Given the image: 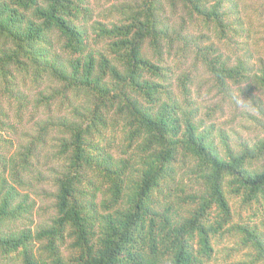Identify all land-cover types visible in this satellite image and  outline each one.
Returning a JSON list of instances; mask_svg holds the SVG:
<instances>
[{
  "label": "trees",
  "instance_id": "1",
  "mask_svg": "<svg viewBox=\"0 0 264 264\" xmlns=\"http://www.w3.org/2000/svg\"><path fill=\"white\" fill-rule=\"evenodd\" d=\"M167 1L186 10L183 30L163 24L160 0L98 12L91 0H0V129L14 127L10 112L22 113L43 79L61 83L33 101L55 103L57 114L13 153L0 149V264H264V219L255 221L264 135L236 143L200 119L191 72L169 75L168 62L169 44L188 46L190 66L210 76L207 92L230 105L242 92L235 85L262 89L264 65L248 62V45L264 0ZM249 106L264 115L257 95ZM246 108L244 122H260ZM54 128L45 153L57 166L42 177ZM25 175L50 181L44 207Z\"/></svg>",
  "mask_w": 264,
  "mask_h": 264
},
{
  "label": "rangeland",
  "instance_id": "2",
  "mask_svg": "<svg viewBox=\"0 0 264 264\" xmlns=\"http://www.w3.org/2000/svg\"><path fill=\"white\" fill-rule=\"evenodd\" d=\"M120 0H91V5L93 8H95L96 12L101 11L102 8L108 7L110 4L115 3L117 4ZM162 2V8H160V17L163 21V24L165 25H176L178 27H175L176 29H182L183 30V19L187 20V14L186 10L181 7V5H176L175 7L172 6L169 1L167 0H160ZM175 8V10L173 9ZM253 13H248V15H251ZM245 19V18H244ZM257 24V23H256ZM255 24V25H256ZM258 30V33L256 35L257 37V43L256 44H249L248 48L253 49L256 51L253 52L252 59H250L248 62H250L251 65L256 64L258 61V67L264 65V25L262 28ZM215 40V38L213 37ZM184 44L182 42H174L169 44V51L171 56H169L168 62H170L171 65H173V69H170L169 75H173L174 77L177 76V74L181 73L182 71L186 70L188 72H191V78H192V98L197 102V105H199V114L198 117L200 119H206L207 122H212L216 126H221L222 129L230 131L229 133L233 136L235 133V139L234 142H246L248 144H251L255 142L257 139L262 138L264 135V115L259 114L257 111H254L255 108H252L249 106L251 102L255 100V95L260 97L262 100V106H264V87H260L262 89L256 90L250 87V89H247L250 85L247 84L246 81L240 83L239 85H235L238 88L241 87V94L235 95L238 97L239 100H237L238 103H234L232 105L229 104L228 99L226 98L221 99L220 95H213L212 92H207L208 84L210 83V76L208 75L207 71L199 64H197L196 67H191L190 64L192 63V55L193 53H189L188 46H183ZM224 49V48H223ZM244 49H239L238 51L234 50L233 58L234 61L236 56H241ZM166 55V54H165ZM232 57V56H231ZM175 63L179 64V67L176 68ZM262 63V64H260ZM249 66V65H248ZM255 66V65H254ZM250 67V66H249ZM175 72V73H174ZM61 83L54 80H48L47 78L42 80V83L38 84L35 88V90L32 89L30 91L29 97L30 102L28 103V106L23 110L22 113H20L17 117H14V110L10 112V123L13 125V128H6L0 129L2 136L4 139H6L5 142H1L0 149L2 151H6L8 154L13 153L18 146L25 143V141H28L29 137L32 135L33 130L37 128L38 122L40 120L46 119V117L55 116L57 113L56 110V104L53 103L51 105L50 109L46 107L45 105H33L34 96L37 95V92L42 91L45 94H49L53 89H59ZM199 90V93H198ZM235 94H238L239 91L237 88H234ZM251 90V91H249ZM196 91V92H195ZM2 102L5 103L3 100ZM246 102L247 108L246 110H251L254 112V114L260 119V122L258 123L256 121L250 123H245L243 117L240 115V111L242 110V106ZM250 102V103H249ZM210 103V104H209ZM211 104H216L218 106L216 110H213L211 107ZM17 121V122H16ZM14 122V123H13ZM58 132L57 128H54L53 130L49 132V136L46 135L44 139L46 140V145L44 148H42V154L40 163H38V166L43 171L44 175L42 177H47V174L44 172L48 166H57V163L55 161L48 160L49 155L46 154V150H49L51 148V137ZM52 135V136H51ZM232 141V142H233ZM28 181H30L31 184H34L35 186L40 187L37 191V194L29 192L31 197L34 198L36 202V206L44 207L46 203H48L49 198L46 197L47 191L49 192L52 188V185L50 184V181L48 179L46 181H42L40 184L36 181V179L32 176L25 175L24 176ZM6 178L8 182L15 184V182L12 180L11 176L6 173ZM22 187V186H21ZM18 187L19 190L22 188ZM26 191V190H25ZM46 193V194H45ZM264 207V206H263ZM262 210V208H261ZM241 215V217H244L246 215V212L243 211L241 213H238ZM44 216L43 210H40V216H35L36 220H39L41 217ZM256 217V216H255ZM256 219V218H255ZM264 219V211L261 212V215L258 219L255 221L263 220ZM33 227V225H32ZM264 233V228H262ZM221 254V252L219 253ZM217 264H220L224 262L220 256L216 257Z\"/></svg>",
  "mask_w": 264,
  "mask_h": 264
}]
</instances>
